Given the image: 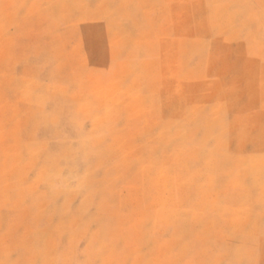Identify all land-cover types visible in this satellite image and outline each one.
Returning <instances> with one entry per match:
<instances>
[{
	"label": "rangeland",
	"instance_id": "obj_1",
	"mask_svg": "<svg viewBox=\"0 0 264 264\" xmlns=\"http://www.w3.org/2000/svg\"><path fill=\"white\" fill-rule=\"evenodd\" d=\"M0 264H264V0H0Z\"/></svg>",
	"mask_w": 264,
	"mask_h": 264
}]
</instances>
